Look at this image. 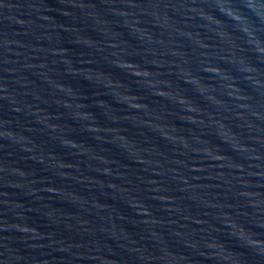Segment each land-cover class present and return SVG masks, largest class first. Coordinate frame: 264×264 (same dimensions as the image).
I'll list each match as a JSON object with an SVG mask.
<instances>
[{"label": "water", "instance_id": "95a60500", "mask_svg": "<svg viewBox=\"0 0 264 264\" xmlns=\"http://www.w3.org/2000/svg\"><path fill=\"white\" fill-rule=\"evenodd\" d=\"M0 264H264V0H0Z\"/></svg>", "mask_w": 264, "mask_h": 264}]
</instances>
